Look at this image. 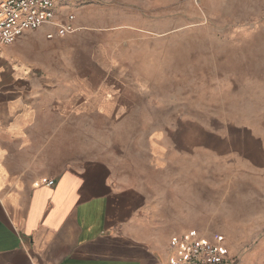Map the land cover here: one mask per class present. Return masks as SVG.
<instances>
[{"label": "rangeland", "instance_id": "obj_1", "mask_svg": "<svg viewBox=\"0 0 264 264\" xmlns=\"http://www.w3.org/2000/svg\"><path fill=\"white\" fill-rule=\"evenodd\" d=\"M71 1L82 29L68 37L66 64L120 73L139 104L122 118L86 116L83 131L71 123L70 146L146 168L158 138L160 181L176 192L166 223L177 235L223 234L224 264H239L249 254L243 241L252 244L262 230L242 169L264 165L252 136L264 134V0ZM76 80L69 76V95L82 84ZM90 90L89 101L106 98Z\"/></svg>", "mask_w": 264, "mask_h": 264}, {"label": "crops", "instance_id": "obj_2", "mask_svg": "<svg viewBox=\"0 0 264 264\" xmlns=\"http://www.w3.org/2000/svg\"><path fill=\"white\" fill-rule=\"evenodd\" d=\"M59 10L78 14L71 0H59ZM80 24L76 17V32ZM50 31H29L0 45V264H169L177 230L166 217L173 211L169 193L176 192L160 181L165 167L158 138L146 168L70 146L71 123L83 131L93 113L122 118L139 104L136 91L120 73L70 69L68 37L76 32L49 39ZM70 75L82 83L71 95ZM90 87L106 98L89 101ZM252 136L264 155V134ZM242 173L248 184L242 190L252 188L262 230L252 244L243 241L249 254L239 264H264V165Z\"/></svg>", "mask_w": 264, "mask_h": 264}, {"label": "built area", "instance_id": "obj_3", "mask_svg": "<svg viewBox=\"0 0 264 264\" xmlns=\"http://www.w3.org/2000/svg\"><path fill=\"white\" fill-rule=\"evenodd\" d=\"M73 12L62 14L59 0H2L0 2V45H12L22 35L50 27L49 39L77 31ZM54 180L47 182L53 185ZM169 264H224L229 256L226 238L215 234L204 236L190 229L171 237Z\"/></svg>", "mask_w": 264, "mask_h": 264}]
</instances>
